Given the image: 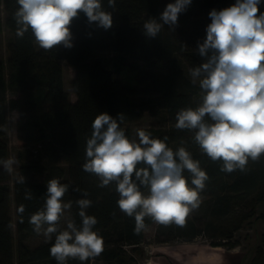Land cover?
Segmentation results:
<instances>
[{
	"label": "trees",
	"instance_id": "trees-1",
	"mask_svg": "<svg viewBox=\"0 0 264 264\" xmlns=\"http://www.w3.org/2000/svg\"><path fill=\"white\" fill-rule=\"evenodd\" d=\"M173 2L174 0H116L113 11L108 7V0H102L105 10L113 12L111 29L105 31L95 24L89 25L86 16L81 14L71 25L74 46L70 49L60 46L45 51L35 44L31 29L23 38L17 37L18 25L14 15L18 8L17 0H0V6L4 7L7 15L5 24L13 36L7 60V80L3 73L4 67L0 64V160H6L9 156L8 141L4 135L8 120L7 109L18 110L21 114L17 122V134L22 146H43L34 154L40 157L38 161L20 167L25 183H14V208L19 235L16 256L18 264H57L49 251L55 238L34 249L25 244V239L36 233L29 218L43 209L47 182L53 178L69 185L62 200L65 203L72 202L71 218L78 228L81 218L75 201L81 198L92 201L86 214L97 218L98 223L93 230L104 239V251L100 256L84 262L69 259L68 264H91L93 260L107 264H132L130 260H125V249H137L143 244L145 230L136 234L134 217H128L118 208L116 183L99 187L98 177L84 171L82 165L85 162L86 138L90 137L92 122L98 114L106 112L114 118L118 113L124 114L125 121L121 124L124 128L125 125L141 121L149 106L147 102L131 100V89L118 77L116 67L120 66L119 62L95 56L98 52H110L117 56L127 54L149 65L163 68L164 74L155 79L157 84L153 82L155 87L152 91L157 93V106L176 123V113L180 109L196 108L193 101L198 92V86L186 78L184 70L179 66V55L185 57L190 69L201 63L193 55L185 53L174 41L167 25L156 38H147L143 34L144 22L150 17L158 18L166 5ZM235 2L236 0H192L187 11L179 15L177 27L185 28L200 15L213 9L222 10ZM258 7L259 12H264V0H261ZM63 61L76 71V78L71 82L77 97L74 103L70 101L69 93L64 87ZM9 91L15 93L11 99L6 98ZM205 120L211 122L208 117ZM125 134L132 140L129 130L125 129ZM151 136L159 139L167 137L166 143L173 151L184 147L181 146V134L175 131L151 132ZM184 148L194 160L200 162V167L209 177L205 189L200 193V197L206 195L211 198L204 212L207 221L202 230L197 220L188 216L185 226H170L169 237L164 242L181 238L191 242L202 232H207L210 237L219 238V243L216 242L214 246H225L228 249L237 247L238 243L232 242L234 231L252 218L264 219V211L258 217L255 211L264 202V155L258 162L250 160L246 172L236 170L226 173L220 170L222 161L213 162L201 149L189 145ZM137 167L148 166L141 163ZM183 175L189 186L195 187L191 185L192 174L185 169ZM35 176L44 179L39 181ZM10 179L11 174L0 166V264H14L15 260L11 189L7 184ZM137 183L139 184L138 181ZM145 189L146 186L140 185L141 191ZM26 191H31L32 199H25ZM85 191L88 193L87 197L82 195ZM241 199H250L247 207L251 210L232 218L234 212L231 210ZM21 204L25 205L23 214L18 212ZM228 217L233 220V228L221 224ZM62 220L58 221L59 230ZM152 223L150 218H145L146 226ZM261 237L264 243V234ZM256 248L249 264H264V249L261 246Z\"/></svg>",
	"mask_w": 264,
	"mask_h": 264
},
{
	"label": "clouds",
	"instance_id": "clouds-1",
	"mask_svg": "<svg viewBox=\"0 0 264 264\" xmlns=\"http://www.w3.org/2000/svg\"><path fill=\"white\" fill-rule=\"evenodd\" d=\"M17 4V37L23 38L31 29L35 44L45 51L74 46L71 25L81 14L89 25L105 31L113 27V12L105 10L102 0H17ZM191 4L192 0L168 3L158 18L144 22L145 37L156 38L165 25L174 32L179 15ZM260 4L261 0H236L230 7L209 12L206 38L197 42L198 54L205 62L189 69L191 82L198 83L203 93L202 103L176 113L175 127L196 130L195 142L213 162L222 161L220 170L226 173L246 172L250 160L258 162L264 155V12H259ZM108 7L115 11L116 0H108ZM20 115L13 110L10 120L18 122ZM124 121L122 113L115 118L106 112L96 116L86 138L83 170L95 174L101 188L116 183L118 208L134 217L136 234L146 229V217L164 226H185L189 214L200 206L207 172L184 147L175 151L168 147L167 137L152 138L150 132L137 129L139 142L130 140L121 127ZM17 163L15 157L0 160L9 174ZM141 163L148 167L138 168ZM185 169L192 174L195 187L189 186ZM17 183H25L23 175H17ZM140 185L148 188L147 196ZM68 190V184L50 179L43 209L29 218L46 243L55 236L49 251L57 264H68L69 259L84 262L104 251L103 237L93 230L98 220L86 214L92 205L88 198L75 201L80 227L69 220L66 228L59 230L58 221L72 207L71 201L62 200ZM25 199H32L31 191L25 192ZM24 211L21 204L18 212Z\"/></svg>",
	"mask_w": 264,
	"mask_h": 264
},
{
	"label": "rangeland",
	"instance_id": "rangeland-1",
	"mask_svg": "<svg viewBox=\"0 0 264 264\" xmlns=\"http://www.w3.org/2000/svg\"><path fill=\"white\" fill-rule=\"evenodd\" d=\"M4 7L0 6V64L4 67V74L6 80L8 79V67L7 60L9 58V47L11 45L13 36L6 23V12ZM211 23L209 18V12L200 15L193 19L185 28L176 27L174 32L169 33L173 36L174 41L183 48L185 53L193 55L198 63H203L204 58L200 57L197 50V42H203L206 38V27ZM99 59L114 60L119 62L120 66L117 65L116 70L118 77L121 78L131 89L130 97L131 100L136 102H147L149 110L145 113L144 118L135 123L124 126V130H129L131 133L132 140L139 142V138L136 134L137 129H143L148 132H164V131H175L180 133L182 136L181 146L193 147L201 149L194 140V134L196 130H180L175 127V122L166 116V112L157 106V93L153 92L155 85L157 84V78H160L164 74L163 68L158 65H149L143 61L137 60L136 58L127 54L117 56V54L110 52H98L96 56ZM180 65L185 72L186 78L191 81L188 63L186 62L183 55H179ZM63 67V79L65 90L69 93L70 101L75 102L77 97L74 95L71 82L76 78V71L66 62H62ZM155 82V85L154 83ZM198 86V92L194 97L195 106H199L202 103L203 93ZM15 96V93L9 91L6 98L11 99ZM8 110V120L5 129V134L8 141L9 156L8 158L15 157L18 163L14 166V172L11 173V179L9 184L11 189V221H13L14 230V264H18L17 256V244L19 242V235L17 233V215L14 202V183L17 181V175L20 174V167L24 164L38 161L40 157L34 156L37 149H41V144L33 145L29 147H23L22 142L19 140L17 134V122L10 120L13 110ZM38 157V158H37ZM42 157V156H41ZM7 158V159H8ZM2 166V165H0ZM65 167V166H63ZM35 179L42 181L43 177L35 176ZM145 196L149 194L148 188L142 191ZM253 195L251 196V198ZM201 202L198 209L194 210L189 214V218L195 219L198 222L199 227L204 230L205 222V209L211 201L209 196H201ZM250 199L245 201L238 200L235 203V207L232 212L235 216L240 214H247L250 212V208L247 207V203ZM256 211V217H258L264 211V202L258 205ZM231 217V216H230ZM225 218L221 222L228 228H233L232 218ZM62 224L61 230L66 228V224L71 218V210L65 211V214L61 217ZM239 230L234 231L232 242H237L238 246L232 249L229 247H216L214 244L219 243V238L210 237L207 232H202L193 241H184L181 239L170 240L164 242L165 238L169 237L170 226H164L153 222L149 226H146L144 231L145 238L144 243L141 244L137 249L127 247L125 250V260L132 262V264H249L251 259L254 257L256 247L261 246L264 249V243L262 242V234H264V219L252 218L243 223ZM46 227V225H45ZM55 238V236H53ZM224 242V241H223ZM45 242V238L42 234L28 236L25 239V244L30 248L34 249ZM205 260V261H204ZM91 264H107L105 262L93 260Z\"/></svg>",
	"mask_w": 264,
	"mask_h": 264
},
{
	"label": "crops",
	"instance_id": "crops-1",
	"mask_svg": "<svg viewBox=\"0 0 264 264\" xmlns=\"http://www.w3.org/2000/svg\"><path fill=\"white\" fill-rule=\"evenodd\" d=\"M205 261V260H204Z\"/></svg>",
	"mask_w": 264,
	"mask_h": 264
}]
</instances>
